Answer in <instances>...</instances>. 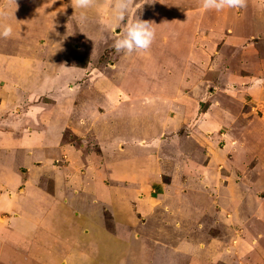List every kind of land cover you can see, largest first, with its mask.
<instances>
[{"label":"rangeland","instance_id":"1","mask_svg":"<svg viewBox=\"0 0 264 264\" xmlns=\"http://www.w3.org/2000/svg\"><path fill=\"white\" fill-rule=\"evenodd\" d=\"M5 1L0 0L3 6L0 13L5 14L0 16V22L12 24L14 34L0 38V57L8 53L18 55L24 62H33L43 60L41 56L44 54V59L49 60L50 56L44 50H50L57 40L63 45L68 42L72 47L79 44L84 52L96 47L95 41L82 43L87 38L76 31L72 38L53 32L57 29V22L66 21L69 15L66 13L75 14L71 15L74 18L76 13L84 16L89 10L82 12L72 4L59 9L44 8L34 0V7L29 9L27 16L25 8L22 14L18 13L21 14L19 19L23 20L19 23L15 14L5 9ZM176 1L179 0H133L131 12L136 11V16L145 17V21L155 28L156 37L148 50L136 52L132 60L124 56V65L127 62L128 68L131 66L128 70L118 63L113 68L111 63L108 64L117 58L113 54L112 38L100 39L98 50L102 51L98 53L97 50L94 58L88 59L86 53L72 55L67 52L57 55V59L51 55V60L62 59L82 69V75L69 84L72 107L65 103L67 94L62 88L68 85L56 86L61 84L55 85L60 91L53 87L34 99L25 86L26 92H19L20 96L25 95L24 100L19 103L22 108L35 102L36 106H45L41 113L44 122L52 121L50 116L64 111L65 123L60 129L64 133L63 145H69V150H80L82 156L96 153L101 157V164L106 169L102 172V180L104 185L110 186L112 182L107 174L113 153L111 135L105 129L97 134L96 126L101 127L97 122L103 116V109L111 115L113 102L110 100H115L112 93H119L118 104L127 100V96H136L128 98L132 103L134 101L132 108L136 113L124 114L125 106L120 105L116 108L117 121L113 119V124L117 128L131 126L130 131L158 132L151 134L157 139L156 145H151L150 149L144 147L145 154L139 157L145 164V169L138 171L141 173L139 177L148 185L159 178L166 189H171L174 181H169L168 176L182 172L186 184L181 189L183 193H192L193 201L191 198L183 206L167 192L157 190L155 184L148 187L146 197L131 200L130 206L134 205L136 209L130 210L131 215L127 217L132 218L135 235L139 237L132 240L131 252L138 258L140 250L147 254V259H135L133 264H264V4L217 11L203 9L202 0H195L194 5L190 3L192 0L183 2V5ZM104 3L90 0L88 8L101 14L103 10L98 8ZM61 10H66L65 18H59ZM209 13L213 18L206 16ZM194 14H200L201 18L193 19ZM183 20L189 24L182 27ZM85 28L89 26L85 25ZM186 32L192 35L186 36L188 39L184 38ZM70 38L72 42L65 40ZM37 55L40 59H36ZM11 66L7 64L9 72H13ZM43 69L47 73V69ZM141 94L151 99L137 102L143 98ZM152 98L159 101L149 106ZM23 125L30 126L24 127V133L30 138L29 146L45 158L50 147L42 143L44 126L31 127L28 118H24ZM127 130H123L125 136ZM170 137L179 141L167 146L166 140ZM137 146V143L126 146L123 142L118 152L126 149L124 155L134 161L138 153H142ZM71 152L51 156V162L56 164L54 167L65 168L68 183L72 185L79 172L73 168L77 157ZM15 155L21 157V153H14L11 161ZM170 157L177 163L174 171L170 167ZM60 162L62 164L57 165ZM185 169L193 171L187 176ZM190 176L195 177L194 184L186 180ZM191 183L195 186L193 189ZM37 185L46 192L62 195L63 191V196L70 198L71 205L72 201L76 202L69 191L63 190L62 184L60 188H53L39 180ZM126 187L136 192L135 185ZM82 191L83 188L78 189L79 194ZM166 199H172L171 204L177 205L174 204L172 210L167 208ZM105 222L110 225V221ZM7 235L10 241L0 264H16L14 258L21 255L30 259L27 264L50 263L44 233L38 234L34 245L27 243L14 228L8 230ZM160 255H163L162 259ZM165 256L167 262H164ZM9 259L12 260L8 263ZM62 262L56 260L58 264Z\"/></svg>","mask_w":264,"mask_h":264},{"label":"crops","instance_id":"2","mask_svg":"<svg viewBox=\"0 0 264 264\" xmlns=\"http://www.w3.org/2000/svg\"><path fill=\"white\" fill-rule=\"evenodd\" d=\"M38 1L41 7L44 8L49 6L59 9L65 6V4L76 5V0ZM112 1L113 0H101L102 3L105 2L98 8L103 10L101 14H99L97 10L93 12L94 8L86 7L81 9L77 7L82 12L88 10L89 12H86L84 16L76 13V15L80 17L74 16V18H71V15L75 14L66 13V10H61L59 12V18H63L65 13L69 15L66 16V21L57 22V29L53 32L61 34V36L64 35L63 37L66 38H72L74 37L73 32L76 31L80 35L83 34L81 36L85 39L87 38V40H84L82 43L91 44L95 41L96 47L93 49L89 48L87 52H84L79 44L72 47L68 42L63 45L62 42L57 40L53 42L50 50H48V48L46 51L44 50L45 53L47 52V56L49 55L51 57V55H55V59H57V55H64L70 52L72 55L86 53L88 54V59L89 57H97L96 54L100 39L102 37H106V39H115L123 31V25L115 27L112 22L113 5L115 4ZM189 1L190 0H179L176 1V3H182L181 5H183V2ZM33 2L34 0H6L4 4L6 6L5 9L15 14L17 21L19 20L18 22L22 23L23 20L19 18H21L24 8L27 9V16L29 9L33 6ZM196 2L197 1L192 0L190 3L194 5ZM253 4L263 5L264 1L246 0L245 5L251 6ZM2 7V3H0V12H2ZM159 10L161 11V8ZM195 14L193 19L201 18L200 14H197L198 18ZM140 16L141 15H138L140 19L145 20V17L141 18ZM206 16L213 18L211 13ZM131 18L130 15L129 19ZM77 22H79L78 26L76 25ZM180 24L184 27L188 25L189 22L187 23L183 20ZM85 25L89 26V28H85ZM186 36L192 35L186 32L184 38L188 39ZM71 38L65 40H70L72 42ZM188 41L192 40L189 39ZM101 51L98 50V53H101ZM135 53L136 52L126 54L124 52L113 51V54H116L117 58L115 62L110 61L108 64L111 63L113 68V66L118 63L121 65V68L127 69L129 63L126 62L124 65L126 61L124 60V56L132 60V56ZM50 57L49 60H45L44 58H46V56L43 54V56H41L43 60L39 61L36 60L40 59L37 55L36 61L32 60L33 62H24L18 55L11 56L8 53H3L0 57V261L3 258V253L8 249L7 244L10 241V237L7 233L11 228L18 230L19 234L23 235V238L26 239V242H30V244L32 243L33 245L35 243L34 240L39 236L38 234L40 232L44 233V238L47 243V247H45L47 249V261L50 262L46 264H58L56 260L58 262L63 261L60 264H125V262L133 264L135 259H142L144 257L147 259V254L144 253L143 250L139 249L142 251L139 258L131 252L133 251L131 247L132 240L139 238L135 235L134 222H131L133 221L132 218L127 217L131 215L130 210L136 209V206H130L132 203L131 200L144 197L148 194V187H154L155 184L157 190L160 188L163 192H167L168 196L170 195V197L172 196L173 199H176V202H180L185 206L187 204L186 202H189L192 198V193L188 191L183 193L181 189V187L186 184V182H183L185 180H183L182 177L185 175H182V172L175 175L171 174V176L167 175L169 181H174L171 189H166V185L162 184L159 178L154 179L151 182L152 185H148L149 183L147 181L145 182V179L143 180L139 177L138 174L141 176V173H138V171L140 169H145V164L139 157L145 154V148L150 149L151 145H156L157 139L152 138L153 135L151 134L158 132L150 134L145 128L144 130L147 133L138 130L130 131L131 126L124 127L125 129L123 127H119L120 129L117 128L113 124V119L117 121L116 115L118 111H116V108L120 107V105L125 106L122 111L127 115L136 112L132 108L134 101L132 103V101L128 99H133L135 95L131 97L127 96V100L125 99L123 103L118 104L117 101L120 99L118 98L119 93L115 92L111 94L115 96L114 101L110 100L111 103L113 102L110 111L111 115L106 112V109H103V111H101L103 116L99 118L97 122L100 123L101 127L99 128L96 126L97 134H100L98 132L105 129L107 133L111 135L110 148L111 150L113 149V153L110 157L112 159L109 163L110 170L107 174V178L112 183L110 186L108 184L104 185V181L102 180L104 173L102 172L106 169L103 164H101L103 162L101 161V157H98L96 153H89L87 156H82L80 155V150L74 147V150H69V145H63L62 140L64 139V133L62 134L60 129L65 123L64 111L57 113L55 116H50L52 121L44 122L41 113L43 111L42 108H45V106H36L34 105L35 102L31 103L30 106L26 105V107L22 108L19 103L24 100L23 96L25 95L20 96L19 92H26L25 86H28L29 89H27V91L30 93L29 96L33 94L32 98L34 99L37 95L42 96L43 91L46 94L49 89L53 87L56 88V84H61L56 86L62 87L68 85L66 88H62L67 94L65 103L67 102L69 107H72V97L69 94L72 90H69V84H71L72 80L74 81L78 75H82L80 73L82 69L74 67L72 65L73 63L69 64L59 58V60H51ZM120 59L122 61H120ZM11 60H14V62L11 63ZM7 64L12 65L10 69H12L13 72L7 70ZM43 68L47 69V73L44 72ZM16 70L18 73L15 74ZM45 78L47 80H45ZM20 83L24 85V87H22ZM56 89L59 90L58 88ZM147 96L148 95L145 94L142 96L143 98H139L137 102H140V100L144 101V99H151ZM164 98L166 99L165 96ZM157 100L158 98H152V101H150L148 105L150 106ZM32 105L33 107H31ZM46 108V113H48L49 108L47 105ZM21 111H23L24 114H21ZM145 112L146 111H144V113ZM24 118H28L31 127L34 125L40 127L44 126V135H48L49 138L44 136L42 143L44 146L47 145L50 147L48 148V154L45 158L39 156L38 151H36L37 149L31 147V145L29 146L30 138L24 133V127L30 126L23 125ZM53 125H55V127H53ZM56 128L58 129L53 133ZM123 130H127V136L123 134ZM176 140V138H167V146ZM123 142L126 143V146L137 143V150H142V153L140 151L138 153V158L134 161L127 159L124 155L126 154V149H120L121 153L118 152V147L120 143ZM141 142L146 143V145L144 144V146H142ZM186 144L188 143H185V145ZM63 151L68 155L72 151L71 153L77 157V161L73 162L72 165L79 173L78 176L77 174L75 175V177H77L72 185L68 183V172L65 168H63V166L54 167L56 164L51 162V156L57 157L60 153H62L61 155L66 154ZM14 153H21V157L18 158L15 155V158L11 161L10 159L13 158ZM170 161L172 163L170 166L171 170L174 171V166L177 163L174 162L171 157ZM60 164L62 163H57V165ZM134 167L137 168L134 170ZM165 167L166 166H164L163 170L166 172ZM130 168H133V171H131ZM193 170L196 171L195 168H193ZM193 170L185 169L184 172L189 176V172ZM41 176L43 177L41 178ZM38 179L45 182L47 186H52L53 188H60L62 184L63 190L69 191V193L74 196L72 198H75L77 203L72 201L73 205H71L69 201L70 198L66 199V197L63 196L65 194H63V191L62 195L56 192L51 193L43 191L39 188L40 186L37 185ZM194 179L195 177L190 176V178L186 180L188 182L192 181L193 183ZM192 183L193 189L195 186L193 185L194 183ZM132 185L136 186V192H134L132 188L126 187ZM120 186L122 187L120 188ZM81 188H83V191L79 194L78 189ZM173 192H175V194H173ZM176 196L181 198H175ZM171 203L172 199H166V207L172 210L174 204L177 205V203ZM120 209H122V211H120ZM105 221H110V225L108 226ZM239 227L241 229V226ZM24 232H28V234ZM126 252L127 254H125ZM159 258L162 259L163 255H160ZM27 259L30 261L29 258L21 255L20 257L14 258V261L16 264H27ZM170 259V261L173 262L172 258ZM10 260L12 259H9L8 263ZM167 260L168 258H166L164 262H167Z\"/></svg>","mask_w":264,"mask_h":264},{"label":"clouds","instance_id":"3","mask_svg":"<svg viewBox=\"0 0 264 264\" xmlns=\"http://www.w3.org/2000/svg\"><path fill=\"white\" fill-rule=\"evenodd\" d=\"M133 0H116L113 5L112 22L115 27L123 25V31L113 41L112 47L116 52H124L131 54L148 50L155 37V28L149 21L140 19L131 12ZM90 4V0H76L78 8H86ZM246 4V0H202V7L205 10L215 9L217 11L224 8L236 9L242 8ZM5 15L0 13V16ZM129 15L132 16L129 19ZM14 29L10 23L0 22V38H9L13 36Z\"/></svg>","mask_w":264,"mask_h":264}]
</instances>
